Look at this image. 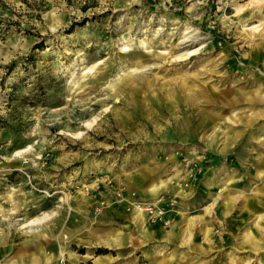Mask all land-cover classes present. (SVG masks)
I'll return each instance as SVG.
<instances>
[{
    "label": "rangeland",
    "instance_id": "obj_1",
    "mask_svg": "<svg viewBox=\"0 0 264 264\" xmlns=\"http://www.w3.org/2000/svg\"><path fill=\"white\" fill-rule=\"evenodd\" d=\"M0 264H264V0H0Z\"/></svg>",
    "mask_w": 264,
    "mask_h": 264
},
{
    "label": "bare ground",
    "instance_id": "obj_2",
    "mask_svg": "<svg viewBox=\"0 0 264 264\" xmlns=\"http://www.w3.org/2000/svg\"><path fill=\"white\" fill-rule=\"evenodd\" d=\"M191 41V40H190Z\"/></svg>",
    "mask_w": 264,
    "mask_h": 264
}]
</instances>
